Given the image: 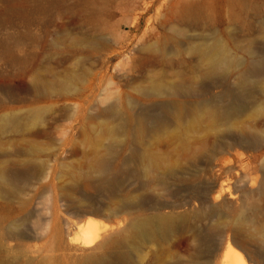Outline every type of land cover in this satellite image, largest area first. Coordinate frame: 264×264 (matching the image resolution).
Here are the masks:
<instances>
[{"label": "rangeland", "instance_id": "rangeland-1", "mask_svg": "<svg viewBox=\"0 0 264 264\" xmlns=\"http://www.w3.org/2000/svg\"><path fill=\"white\" fill-rule=\"evenodd\" d=\"M211 46L223 51L231 67L229 73L204 78L201 51ZM253 58L261 61L264 72V0H0V117L18 118L0 121V147L4 151L13 145L38 148L43 176L31 178L20 194L29 200L27 209L34 212V219L40 217L37 226L33 220L23 225L28 232L35 230L32 235L37 239L30 243L42 247L50 228H45V221L53 209L68 216L60 200L61 185L67 181L63 173L87 172V162L99 145L112 142L100 137L104 129L120 126L113 134L114 151L120 157H127L128 150H119L118 145L131 140L156 157L167 156L175 147L170 144L175 136L172 126L150 117L144 119L147 132L136 134L139 116L167 100L147 98L139 88L154 79L196 78L209 87V93L219 94L224 87H235L237 72ZM66 82L70 89H64ZM110 104L115 111L106 112ZM34 105L42 110L38 118L27 113ZM253 126L264 138V124ZM191 139L186 138L188 143ZM259 154L260 162L264 144ZM220 155L231 158L237 168L250 167L242 148ZM128 168L137 169L133 164ZM250 176L259 179L261 173ZM192 179L189 186H197L202 177ZM122 183L133 188L141 180L126 175ZM78 192L104 200L102 192L92 187ZM184 196L185 192L159 190L153 199L177 203ZM256 200L264 208V200ZM11 204L17 206L16 201ZM192 206L191 210L198 208L197 202ZM102 217L81 219L115 228L125 225L121 218ZM75 233L72 228L69 237ZM180 233L146 243L142 264L151 263L154 253L187 257L194 241L187 232ZM55 254L67 258L61 250Z\"/></svg>", "mask_w": 264, "mask_h": 264}, {"label": "bare ground", "instance_id": "bare-ground-1", "mask_svg": "<svg viewBox=\"0 0 264 264\" xmlns=\"http://www.w3.org/2000/svg\"><path fill=\"white\" fill-rule=\"evenodd\" d=\"M201 60L205 66L201 77L230 71L231 61L217 46L203 49ZM263 74L261 61L253 58L237 72L235 87H224L219 94L209 93V87L196 78L187 82L154 79L139 88L147 98L167 100L139 116L136 134L147 132L144 119L150 117L172 126L175 136L170 144L175 147L167 156L156 157L131 140L118 145L119 150H128L127 157H120L113 138L120 126L104 129L100 137L112 142L99 145L87 162V172L67 175L64 171L67 181L61 185L60 200L68 216L51 211L41 248L30 243L37 239L32 235L35 230L23 228L27 220L37 226L40 217L34 219V212L27 209L29 200L20 196L23 185L41 176L40 152L25 145L10 146V151L0 147V264H142L146 243L177 231L187 232L194 241L187 257L154 253L148 264H264V208L256 200H264V155L259 162L264 138L253 126L264 124ZM63 86L70 89L67 82ZM105 111H115V105ZM27 113L38 118L42 110L34 105ZM17 119L13 114L0 117L1 122ZM235 148L247 152L250 167L237 168L231 158L220 155ZM130 164L137 169L130 170ZM255 172L261 173L259 179L250 176ZM126 175L140 179L141 184L126 188L122 183ZM200 176L197 186H189L192 178ZM175 185L181 188L175 191ZM85 187L101 191L104 200L80 194L78 190ZM159 190L185 192V198L177 203L153 199ZM194 202L198 208L191 210ZM178 209L182 210L174 211ZM91 215L108 221L121 218L125 225L115 228L94 220L82 222L81 218ZM72 228L76 233L70 238ZM57 250L67 258L56 256Z\"/></svg>", "mask_w": 264, "mask_h": 264}]
</instances>
